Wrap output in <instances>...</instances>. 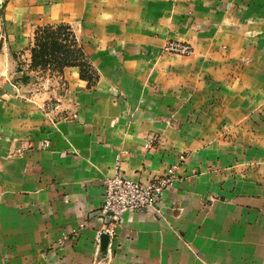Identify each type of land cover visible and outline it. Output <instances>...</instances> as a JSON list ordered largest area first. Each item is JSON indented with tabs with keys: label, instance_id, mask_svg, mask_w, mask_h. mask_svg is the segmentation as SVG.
<instances>
[{
	"label": "crops",
	"instance_id": "crops-1",
	"mask_svg": "<svg viewBox=\"0 0 264 264\" xmlns=\"http://www.w3.org/2000/svg\"><path fill=\"white\" fill-rule=\"evenodd\" d=\"M260 19L264 0H0V264H91L118 159L142 184L173 166L177 180L159 213L123 215L112 264H264ZM60 22L80 26L100 77L88 87L77 71L78 117L52 124L1 89L21 66L13 55L31 59L34 29ZM168 40L194 52L166 53ZM77 206L81 235L50 249Z\"/></svg>",
	"mask_w": 264,
	"mask_h": 264
},
{
	"label": "rangeland",
	"instance_id": "rangeland-1",
	"mask_svg": "<svg viewBox=\"0 0 264 264\" xmlns=\"http://www.w3.org/2000/svg\"><path fill=\"white\" fill-rule=\"evenodd\" d=\"M259 22L260 27H263L264 19H260ZM79 28L80 26H75L68 22L47 23L37 26L32 34L31 59L25 56L24 51H20L21 53L13 55L17 61L20 59L19 65L21 66L10 76L8 82L2 86L1 94L21 102L33 103L52 124L60 120L78 117V103L76 95L73 93L74 89H72L76 83L74 75H76L78 71L80 79L86 81L88 87L95 85L100 77L98 70L93 66L84 49L78 33ZM47 29H50V31L48 34H45L44 32H46ZM36 42L40 44L47 42L58 43L59 50L47 58L50 64L45 62H40V64L37 65L33 64L32 48L35 46ZM1 49L2 46H0V51ZM164 52L169 53L165 50ZM193 52L194 48L192 53ZM191 54H187L186 56ZM28 59L30 60L27 61ZM64 59L69 60L72 64L58 67L57 61H65ZM113 91L116 95L119 94L118 90L113 89ZM74 114H77V116L74 117ZM51 118L54 119V122L51 121ZM167 119L170 122L172 118L169 117ZM229 135L230 134L225 133L223 130H220L216 135V139L225 140ZM153 139L154 143L158 141L157 137ZM22 152L23 149L20 148L9 152V156L14 157ZM184 154L186 159L188 152ZM82 212V208H78L77 206L76 216L78 218V225L65 232L62 236L51 240L48 244L50 249L60 247L68 248L81 235L82 230L86 226L84 219L85 214H82ZM121 224L122 221L120 226ZM113 241L108 243L105 250L101 249L99 243L97 244L94 260L91 264H112V259L114 257Z\"/></svg>",
	"mask_w": 264,
	"mask_h": 264
},
{
	"label": "built area",
	"instance_id": "built-area-1",
	"mask_svg": "<svg viewBox=\"0 0 264 264\" xmlns=\"http://www.w3.org/2000/svg\"><path fill=\"white\" fill-rule=\"evenodd\" d=\"M164 50L173 54H191L193 51L192 45L180 41H168ZM77 114H74L76 117ZM54 122V119L51 118ZM43 148L50 145L48 139L41 143ZM154 139H149L145 147L152 148ZM184 160V155L180 156ZM175 167H171L167 173L162 176L155 177L147 184H142L139 181L131 179L124 175L120 161L118 159L114 174L105 179V193L103 196L102 207L99 214L105 219V223L97 232L96 239L101 242L102 234L109 236V243L116 237L118 228L123 219V215L130 210L154 209L156 212L161 211L160 197L164 189L173 186L177 180Z\"/></svg>",
	"mask_w": 264,
	"mask_h": 264
},
{
	"label": "trees",
	"instance_id": "trees-1",
	"mask_svg": "<svg viewBox=\"0 0 264 264\" xmlns=\"http://www.w3.org/2000/svg\"><path fill=\"white\" fill-rule=\"evenodd\" d=\"M50 29H47L45 34H48ZM38 42V41H37ZM32 48V61L34 65L40 64V62H45L50 64V61L47 59L51 54L59 50V45L56 42H47L44 44L37 43ZM65 60V59H64ZM58 67L69 66L72 63L69 60L57 61Z\"/></svg>",
	"mask_w": 264,
	"mask_h": 264
},
{
	"label": "water",
	"instance_id": "water-1",
	"mask_svg": "<svg viewBox=\"0 0 264 264\" xmlns=\"http://www.w3.org/2000/svg\"><path fill=\"white\" fill-rule=\"evenodd\" d=\"M108 243H109V236L107 234H102L101 242H100L101 249L105 250L107 245H108Z\"/></svg>",
	"mask_w": 264,
	"mask_h": 264
}]
</instances>
